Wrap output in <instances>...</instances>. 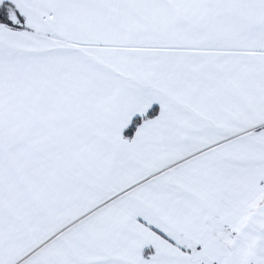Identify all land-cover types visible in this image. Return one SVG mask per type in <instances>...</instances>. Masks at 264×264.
Returning <instances> with one entry per match:
<instances>
[{
  "label": "snow or ice",
  "instance_id": "snow-or-ice-1",
  "mask_svg": "<svg viewBox=\"0 0 264 264\" xmlns=\"http://www.w3.org/2000/svg\"><path fill=\"white\" fill-rule=\"evenodd\" d=\"M0 264H264V0H0Z\"/></svg>",
  "mask_w": 264,
  "mask_h": 264
}]
</instances>
